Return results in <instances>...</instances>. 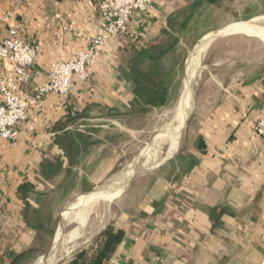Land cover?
Listing matches in <instances>:
<instances>
[{"label":"crops","instance_id":"1","mask_svg":"<svg viewBox=\"0 0 264 264\" xmlns=\"http://www.w3.org/2000/svg\"><path fill=\"white\" fill-rule=\"evenodd\" d=\"M236 1L224 0V14ZM193 2L152 0L130 16L124 34L109 37L85 80L73 78L67 95L39 103L35 87L51 63L85 50L96 33L99 0H0V42L15 28L39 45L20 89L27 118L15 124L14 141L0 137V264L43 256L75 194L86 197L114 170L120 135L131 132L126 122L179 96L188 47L210 28L192 41L184 26H193ZM209 66L176 149L123 192L87 242L108 226L122 233L102 264H264V137L253 130L264 121V54ZM0 74H13L12 64L0 60ZM149 96L166 101L152 104Z\"/></svg>","mask_w":264,"mask_h":264},{"label":"rangeland","instance_id":"2","mask_svg":"<svg viewBox=\"0 0 264 264\" xmlns=\"http://www.w3.org/2000/svg\"><path fill=\"white\" fill-rule=\"evenodd\" d=\"M225 3L229 5L228 1H226ZM232 3H233V8L235 10L233 9L232 11L229 10L227 13L224 14L223 7L218 9V11L214 13L215 15L213 17H208L207 22L209 23L210 28L207 29L205 27H201L200 29L201 31L202 29L203 30L207 29V31L203 33L200 36V38L195 40L191 47L190 46L188 47L187 50L188 57L190 56V53L192 55V57H190L191 61L194 58H196L200 53L201 54L199 55L198 65L196 66L194 70V74L192 76V78L194 79L192 80L191 78L192 81L190 80L189 84L185 83L186 75L185 76L183 75L184 80L182 81L180 86V90L178 94L179 96H177V98L176 97L171 98L170 102L167 103V105L164 107H161L159 109L157 108V110L153 112L138 114L134 119H130V121L126 122L128 125L131 126V132L128 135L124 131L120 135L122 141L120 146V158L114 170L110 174L105 176L104 180H102L99 184H97L95 190L97 191L98 189L102 188L104 184H108L110 180H112L113 178H118V179L121 178L120 181L121 184L126 182L127 180H131L132 178L133 179L129 183L124 185L120 190L119 194L113 199L107 201L100 200L96 202L91 209L85 210L82 213L75 214V216L72 218L70 223L65 222L63 228V235H65V233H67L70 229L77 226L75 222L79 218L83 216H87L86 221L81 229V236L79 238L71 242H67L63 239L59 242L58 244L59 256L54 264H64L69 257L75 254L81 248L83 247L88 248L89 246H87L88 245L87 242L101 231V229L111 220L114 213L118 210L119 205L117 202L118 200H120V197L123 194V192L131 184L137 181V179L140 176L146 174L148 171H151L161 160H163L165 157L170 155L169 150L171 148L170 142H171L172 134L169 132H165V129L170 127V124L174 123L175 118L177 116V110H176L178 105L177 103H179L180 101L184 88L187 87L188 90H190V96L187 101L185 114L183 115L184 122H182V127L180 128L178 133V139H177L178 140L177 143H178L183 135L187 121L189 119V114L193 107L196 89L198 88L200 79L209 70L210 67L209 62L211 61L232 62V61H240V60L243 61L248 60L254 62L258 56L264 54V30L249 33L248 31L242 32L240 30L235 29L228 33L225 34L222 33L218 35V31L222 30L223 28L236 25L240 22H248V21L252 22L254 20L252 22L253 24L264 27V20H263L264 18H261L264 17V12H261L262 10H264V7L261 5H257L258 4L257 0H237L236 2H232ZM244 7H247V9L245 10ZM245 14L250 15V17L246 18L245 20H240L241 19L240 16ZM211 33H213V35ZM206 37L207 39L209 38V40L211 41L208 40L209 42L207 47L204 49L205 51L204 54L202 48H203V42ZM198 41L199 43L197 44ZM188 57L187 59H189ZM187 59H185L186 61L183 65V71L185 72H186ZM128 140L131 141L128 142ZM130 169L131 170L139 169V170L130 171ZM91 190H89L88 192H90ZM118 190L119 187L115 191L114 196L117 194ZM88 192H86L85 194H87ZM93 194L94 193H88L86 197H82L78 199L79 196L84 195L78 193L75 194L77 199L74 198L72 201H74V204L83 203L85 201H88L91 198V196H93ZM58 227H57V231H58ZM57 231L52 238L53 246L57 241L56 239V241L54 242V238L56 237V235L59 236L62 229L58 234ZM52 245L50 246V249L38 260L36 259L33 264H40L42 259L45 257V255L51 254V250L53 247Z\"/></svg>","mask_w":264,"mask_h":264},{"label":"built area","instance_id":"3","mask_svg":"<svg viewBox=\"0 0 264 264\" xmlns=\"http://www.w3.org/2000/svg\"><path fill=\"white\" fill-rule=\"evenodd\" d=\"M152 0H99V26L88 40L87 48L69 59L51 63L45 80L35 87V100L42 103L46 94L65 96L70 92L73 78L85 80L88 66L96 60L112 35L124 34L134 12H143ZM39 45L27 41L15 28H9L0 42V60L13 66V74H0V137L14 141L15 124L28 115V101L20 94L22 86L30 81L31 66L36 60ZM256 134L264 137V121L254 124ZM263 264V262L261 263Z\"/></svg>","mask_w":264,"mask_h":264},{"label":"bare ground","instance_id":"4","mask_svg":"<svg viewBox=\"0 0 264 264\" xmlns=\"http://www.w3.org/2000/svg\"><path fill=\"white\" fill-rule=\"evenodd\" d=\"M261 18H264V17H261ZM258 20V18H257ZM256 20V21H257ZM264 20V19H263ZM254 21V20H253ZM252 21V22H253ZM252 22H240L236 25H233V26H230V27H226V28H223L222 30L218 31V35L222 34V33H228L232 30H240V31H248L249 33H252V32H257V31H261V30H264V27L263 26H259V25H256V24H253ZM214 33V32H213ZM213 33H211L213 35ZM217 36V35H216ZM215 36V37H216ZM211 37V36H210ZM213 38V37H212ZM211 38V39H212ZM209 38L207 39V37L205 38L204 42H203V48H202V51H204V49L207 47L208 45V42L211 41L209 40ZM201 51V52H202ZM201 54V53H200ZM199 54V55H200ZM204 54H205V51H204ZM199 55L194 58L190 64L186 67V79H185V83H190L189 81L191 80L193 74H194V70L196 68V66L198 65V58H199ZM200 66V65H199ZM198 66V67H199ZM198 71V70H197ZM196 71V72H197ZM195 72V73H196ZM199 73V72H198ZM197 73V75H198ZM196 78V77H195ZM194 78H192L193 80ZM191 80V81H192ZM193 84V83H192ZM190 86V85H188ZM192 86V85H191ZM181 94V93H180ZM190 96V90H188V88H184L183 90V93L181 95V98H180V101L179 103H177V116L175 118V121L173 124H170V127L166 128L165 129V132H169L172 134V137H171V148L169 150V154H171L177 147V139H178V133H179V130L180 128L182 127V122L183 121V115L185 114V111H186V105H187V101H188V98ZM175 109V107H174ZM174 111V110H173ZM172 112V110H171ZM171 119V118H170ZM169 119V120H170ZM168 121V120H167ZM171 123V121H170ZM163 128V127H162ZM170 139V138H169ZM167 154V155H169ZM170 156V155H169ZM152 160V159H151ZM150 164V163H149ZM147 165V164H146ZM137 168V167H136ZM144 169V168H142ZM134 170H139V169H133L130 171H134ZM144 172V171H143ZM142 172V173H143ZM135 177V176H134ZM133 179V178H132ZM131 179V180H132ZM130 180V181H131ZM120 181H121V178L118 179V178H113L112 180H110V182L108 184H104V186H102V188L98 189L97 191L95 190V188H93L90 192L88 193H94L93 196H91V198L88 200V201H85L83 203H79V204H74L72 207H71V210L68 212V215L67 217L65 218V221L63 222V228H64V225H65V222L66 223H70L72 218L75 216V214L77 213H82L84 212L85 210H88V209H91L94 204L100 200H111L113 199V196H114V193L115 191L118 189V187L120 186ZM129 181V182H130ZM128 182V183H129ZM73 202V201H72ZM71 202V203H72ZM70 203V204H71ZM69 204V205H70ZM101 204V203H100ZM98 205V204H97ZM86 217L87 216H83L81 218H79L75 224H77L76 227L70 229L67 233H65V235H63V228H62V231L60 232L58 238H57V241L55 243V245L52 247V250H51V254H47L45 255V257L42 259L41 263L40 264H54L56 259L58 258L59 254H58V244L59 242L63 239L67 242H71L77 238H79L81 236V229L86 221ZM64 237V238H63ZM70 253V252H69Z\"/></svg>","mask_w":264,"mask_h":264},{"label":"trees","instance_id":"5","mask_svg":"<svg viewBox=\"0 0 264 264\" xmlns=\"http://www.w3.org/2000/svg\"><path fill=\"white\" fill-rule=\"evenodd\" d=\"M224 0H194L190 8V13H194L190 18H192V25L188 26L187 22L185 24V30L189 29L194 41L199 36V28L209 26L208 17H213L216 11L213 9H220L224 7ZM212 5L213 9H209L208 6ZM212 15V16H211ZM216 17V16H215ZM249 16L244 17L249 18ZM211 22V21H210ZM212 23V22H211ZM183 27V28H184ZM189 42L190 43H192ZM192 57L191 53L187 61V66L190 64ZM186 66V67H187ZM171 99V98H170ZM146 100L152 104H164L166 98L162 96H149ZM122 233L120 231H113V229L108 226L99 235V237L90 245L88 248L81 250L75 257V259L70 263L80 261L79 264H102V262L108 258L109 254L113 250V246L121 238Z\"/></svg>","mask_w":264,"mask_h":264}]
</instances>
